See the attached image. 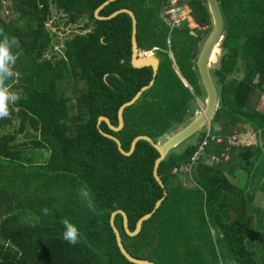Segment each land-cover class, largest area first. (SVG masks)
<instances>
[{"label": "trees", "instance_id": "trees-1", "mask_svg": "<svg viewBox=\"0 0 264 264\" xmlns=\"http://www.w3.org/2000/svg\"><path fill=\"white\" fill-rule=\"evenodd\" d=\"M106 1L0 0V28L19 40L9 83L22 94L11 117L0 119V264H134L120 251L111 214L126 211L135 230L164 197L153 174L159 152L143 140L126 155L98 128L101 116L118 126L119 108L153 79L151 66L132 64V17L96 19ZM220 1L226 38L220 67L212 72L220 108L210 129L227 137L252 128L258 139L233 148L229 160L200 161L188 177L191 187L173 169L190 163L199 139L181 152L174 149L159 168L167 196L141 233L125 231L123 216L115 220L138 259L264 264V209L254 203L257 194L264 197V0ZM179 3L183 23L172 31L162 15L168 0H117L100 12L107 17L131 9L139 49L156 48L161 60L154 84L126 109L125 128L114 132L101 123L128 151L138 136L162 142L184 128L195 115V99L204 97L196 61L212 18L206 0ZM53 5L67 15L65 26L88 18L92 30L71 37L69 31L63 55L49 59L54 40L66 33L61 23L55 33L48 27ZM225 149L213 145L208 153ZM85 184L95 212L77 195ZM63 217L80 229L76 245L62 238Z\"/></svg>", "mask_w": 264, "mask_h": 264}, {"label": "water", "instance_id": "water-1", "mask_svg": "<svg viewBox=\"0 0 264 264\" xmlns=\"http://www.w3.org/2000/svg\"><path fill=\"white\" fill-rule=\"evenodd\" d=\"M117 0H107L104 2L101 6H99L95 11V17L98 20H110L116 16H118L121 13H127L132 17V23H133V59L132 64L134 67L141 68L144 66H151L153 68V79L150 82L149 85L144 86L141 88L140 92L135 96V98L127 103H125L123 106L119 108L118 111V126H114L109 118L105 116L99 117L98 120V128L100 133L115 141L117 143L118 149L121 151V153H124L126 155H132L139 144L140 141H147L149 142L160 154V156L155 160V166L153 170L154 178L158 182V184L164 189V197L160 199L156 205L152 213L145 215L142 217L137 224V228L135 230H132L130 227L129 222V216L124 210H117L114 211L111 214L110 224L113 228L117 244L120 248V251L123 252V255L132 263L134 264H156L155 262L151 260L146 259H138L132 253L129 251V249L126 247L123 236H121L120 230L115 225V217L118 214L123 215L124 217V225L126 231L131 236H136L143 230L145 221L149 220L151 217H153V214L158 210V208L161 206L162 202L164 201L165 197L167 196V190L165 188V183L163 182L160 174H159V168L164 159L167 158V156L178 146L183 144L184 142L188 141L191 138H194V143L196 144V139L199 136V133L201 129L209 124V121L215 115L216 111L220 108V95H219V89L217 88V85L215 83V80H213V77L211 75L210 71V60L213 55V51H215V48L220 45L221 42H223L226 38V18L224 16V13L222 11L221 7V1L220 0H206L207 6L212 18V30L210 34L208 35L207 39L204 40L201 48L200 53L198 55L197 61H196V68L199 73L200 77V83L203 85L204 90V108L200 111L199 114L195 115V118L191 120L189 124H187L184 128L180 129L177 132H174L170 135H168L166 138L163 139L161 142H155L153 138L147 136V135H141L138 136L132 143L131 150H126L123 143H121L120 139L114 135H110L105 133L101 129V123L105 122L108 127L114 131L119 132L123 130L126 126L125 121V111L127 108L133 106L136 104L139 100L142 94L147 91L155 81V77L158 74L159 66H160V59L153 54V51H151L149 54H143L139 50L138 47V20L135 15V13L131 9H120L112 13L110 16L103 17L100 16V12L110 3L115 2ZM245 76V75H243Z\"/></svg>", "mask_w": 264, "mask_h": 264}, {"label": "clouds", "instance_id": "clouds-1", "mask_svg": "<svg viewBox=\"0 0 264 264\" xmlns=\"http://www.w3.org/2000/svg\"><path fill=\"white\" fill-rule=\"evenodd\" d=\"M18 47V38L5 33V31L0 28V119L10 118L14 106L22 98L21 92L14 90L9 83V81L16 75L13 71V65L16 61L14 49ZM77 195L84 203H86L90 211H96L91 190L86 184L77 189ZM42 211L47 215V208L42 209ZM61 223L64 227L63 240L70 245H76L81 236L79 227L66 217H63Z\"/></svg>", "mask_w": 264, "mask_h": 264}, {"label": "built area", "instance_id": "built-area-1", "mask_svg": "<svg viewBox=\"0 0 264 264\" xmlns=\"http://www.w3.org/2000/svg\"><path fill=\"white\" fill-rule=\"evenodd\" d=\"M185 13V10L180 6L179 0H168V10L166 11V15L168 18L166 19V23L170 26L171 31L173 29L179 28L182 25V15ZM197 106L195 110V114H199L200 111L203 109V105L198 101L197 99ZM255 140V135L251 130H248L247 133H241V132H235L234 134L224 137L220 136L216 133H213L210 129L209 124L207 127H205L204 132L202 133L201 140L198 143V147L192 156L190 163L176 166L173 169L174 173H180V174H191L192 171L198 166L200 161L211 158V163H217L219 161V158H224L225 160L230 159V154L223 153L221 154V157L217 155H210L208 153V150L210 146L213 145H225V148L227 151L229 149L238 148L241 146L247 145L248 139Z\"/></svg>", "mask_w": 264, "mask_h": 264}, {"label": "rangeland", "instance_id": "rangeland-1", "mask_svg": "<svg viewBox=\"0 0 264 264\" xmlns=\"http://www.w3.org/2000/svg\"><path fill=\"white\" fill-rule=\"evenodd\" d=\"M52 9H53V14H52L51 19L48 21V27L55 33V31H57V29L59 27L58 26L59 23H61L60 26L66 30V33H65L64 30H61V36L59 37L60 38L59 39V42H56V39L54 40V44L56 43L57 47L56 48H51L48 51V53H47V56L48 57L47 58H53V57H57V56L61 57L63 55L62 52H64V50L66 49L65 46H63V43L65 41H67V39L69 38V34H68L69 31H71V33H70V37H71V36H73L75 34H78V33H86L89 30H92V23L89 21L88 18L80 19V21L78 23L74 24V25H69V26L66 25L65 26V22H66V19H67V15L64 14V13H62V12H59L55 5H53ZM5 15H6V13H5ZM165 17H166V19L168 18L167 15H165ZM86 24H88V27L86 28L87 30H83L84 25H86ZM72 30H74V32ZM204 40H206V36L203 37V40L200 43V47L202 46ZM223 54H224V47H223V42H221L220 45L217 46V51L215 53V56H213V60H210V71H211V73L213 71H215V69H217V68L220 67L221 57H222ZM11 85L12 86L17 85V83L14 82ZM13 89L14 90H18L19 88L13 87ZM203 98L204 97H202L201 99H199V102L201 104H202L201 100L204 101V103H205V99H203ZM263 98H264V95H263ZM194 103H195V106L197 108V101H196V99H195ZM261 108L264 109V99L261 102ZM205 127H207V126H204L201 129L200 133H203L204 132ZM249 130H251V128H249ZM192 140H189V141H191V143H192ZM181 147H184V145L181 146ZM47 155H49V153ZM232 181H233L234 184H237V181H234V180H232ZM254 203L258 207H261V208L264 209V197L260 196V194H257L256 195V198L254 200ZM213 230H215V229H213Z\"/></svg>", "mask_w": 264, "mask_h": 264}, {"label": "crops", "instance_id": "crops-1", "mask_svg": "<svg viewBox=\"0 0 264 264\" xmlns=\"http://www.w3.org/2000/svg\"><path fill=\"white\" fill-rule=\"evenodd\" d=\"M165 14H166V10H165V12H163V18H165ZM155 51V50H154ZM158 57V56H157ZM155 82V81H154ZM191 90H192V92H193V89L191 88ZM202 97H200V98H198V99H201ZM204 99V98H203ZM201 102H202V105H203V108H204V101H202L201 100ZM197 108H198V106H197ZM196 115V114H195ZM195 115H194V117H193V119L195 118ZM192 119V120H193ZM166 136H168V135H166ZM166 136L164 137V138H166ZM160 142V141H159ZM188 143H191V141L189 142V141H186V142H184L183 144H181L180 146H178L176 149H175V152H181V151H183V150H185V148L189 145ZM184 145V147H181V146H183ZM181 147V148H180ZM231 150L232 149H229L228 151H227V149H225L224 151H222L221 152V154H223V153H228V154H230V152H231ZM221 154L220 155H218L219 157H221ZM210 155H215V154H210ZM209 159H211L210 157L209 158H207L206 159V163L208 164V165H212V163H211V160H209ZM226 161V160H225ZM183 175H186L187 176V178L185 177L184 178V185L185 186H189V187H191V186H193L194 185V182L192 181V178L191 179H188V177H192V173L191 174H189V175H187V174H183ZM215 233H216V231H215Z\"/></svg>", "mask_w": 264, "mask_h": 264}, {"label": "flooded vegetation", "instance_id": "flooded-vegetation-1", "mask_svg": "<svg viewBox=\"0 0 264 264\" xmlns=\"http://www.w3.org/2000/svg\"><path fill=\"white\" fill-rule=\"evenodd\" d=\"M165 20H166V18H165ZM56 42H57V40H56ZM53 48H56L57 47V45H56V43L54 44V42H53ZM63 46H66V41L63 43ZM139 47V46H138ZM140 50V49H139ZM154 50H156V48L155 49H153V50H151V51H153V54L155 55V56H157L156 55V52L154 51ZM141 51V53H143L144 55L145 54H149L151 51H142V50H140ZM50 59V58H49ZM133 59V58H132ZM160 63H161V60H160ZM211 75H212V73H211ZM213 80H215V78H213ZM216 82V81H215ZM203 86V85H202ZM194 93V92H193ZM198 98H200V97H198ZM198 98H196V101H197V99ZM198 101H199V99H198ZM208 125V124H207ZM206 125V126H207ZM209 126H210V121H209ZM251 130H252V132H253V134L255 135V140H257L258 139V133L256 132V131H254L252 128H251ZM106 133V132H105ZM108 134V133H107ZM172 134V133H171ZM110 135H112V134H110ZM201 136H202V133H200L199 134V136L197 137V139H196V143L198 142V139H199V141H200V139H201ZM167 137V136H166ZM193 139V138H192ZM192 139H189V140H192ZM188 140V141H189ZM194 141H195V139H193L192 140V143H194ZM248 141V140H247ZM190 142V141H189ZM190 144V143H189ZM176 149V148H175ZM131 150V149H130ZM118 215H121V214H118ZM117 215V216H118ZM116 216V217H117ZM121 216H123V215H121ZM116 217H115V220H116ZM110 219H111V217H110ZM111 225V224H110ZM116 225V224H115ZM118 229H119V227H117ZM124 229H125V225H124ZM120 230V232H121V236H123V240H124V235H123V230H121V229H119ZM125 231H126V229H125ZM125 243V242H124ZM151 260V259H150ZM151 261H153V260H151ZM153 262H155V261H153ZM156 264H160V263H157V262H155Z\"/></svg>", "mask_w": 264, "mask_h": 264}, {"label": "bare ground", "instance_id": "bare-ground-1", "mask_svg": "<svg viewBox=\"0 0 264 264\" xmlns=\"http://www.w3.org/2000/svg\"><path fill=\"white\" fill-rule=\"evenodd\" d=\"M216 51H217V47L215 48V51H213V55H212L211 60H213V56H215Z\"/></svg>", "mask_w": 264, "mask_h": 264}]
</instances>
